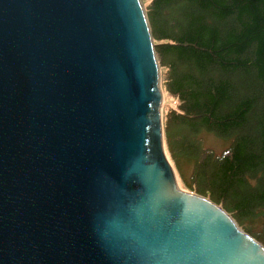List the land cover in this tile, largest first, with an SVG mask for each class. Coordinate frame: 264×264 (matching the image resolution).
Here are the masks:
<instances>
[{
	"label": "water",
	"instance_id": "1",
	"mask_svg": "<svg viewBox=\"0 0 264 264\" xmlns=\"http://www.w3.org/2000/svg\"><path fill=\"white\" fill-rule=\"evenodd\" d=\"M139 0H0V264H264L177 190Z\"/></svg>",
	"mask_w": 264,
	"mask_h": 264
},
{
	"label": "trees",
	"instance_id": "2",
	"mask_svg": "<svg viewBox=\"0 0 264 264\" xmlns=\"http://www.w3.org/2000/svg\"><path fill=\"white\" fill-rule=\"evenodd\" d=\"M145 1L159 86L177 100L162 123L164 152L194 157L190 192L240 225L260 219L246 232L264 247V0ZM200 131L234 141L215 156L198 146Z\"/></svg>",
	"mask_w": 264,
	"mask_h": 264
},
{
	"label": "rangeland",
	"instance_id": "3",
	"mask_svg": "<svg viewBox=\"0 0 264 264\" xmlns=\"http://www.w3.org/2000/svg\"><path fill=\"white\" fill-rule=\"evenodd\" d=\"M141 3L143 6V9H144V12H145L146 8L149 5V1L141 0ZM157 65H158V63H157ZM159 67L160 66H158V68ZM181 69H183L184 71H187L186 67L184 68L181 66ZM159 72H160V70H159ZM244 85H247V84H244ZM242 87L243 86H240V88H242ZM159 88H160V91L162 94V103H161V118L162 119L161 120H162V123L164 124L165 123V117H166L167 113L172 109H176L177 100L172 95L168 94L165 91L164 87L161 85V82H160ZM263 103H264L263 101H260V104H263ZM176 131H177V129H176ZM196 138L199 142V145H198L199 147L202 146L203 149L212 152L215 156L222 155L226 150L229 149L230 145L234 141L232 135L220 136L216 133L208 132V131H203V132L200 131L198 134H196ZM165 151H166L167 162L172 169V172H173V175H174L178 189L182 192H185V193L197 195V194L189 191V185L191 183V176H192V173L194 171L193 168L195 165L194 160H193L194 157L191 156L192 160L189 156H188L189 159L183 158L179 154L178 151H175L174 155L176 154L177 160H174V159H172V157L170 156L169 152L166 149H165ZM199 151H200V149H199ZM197 196H200V195H197ZM200 197L205 198V199L209 200L210 202L216 204L218 207H220L222 210H224V212H226L234 220V218L231 216V214H229L226 207L224 208L223 205H220V204H217L216 202H213L208 197H204V196H200ZM234 222L236 223V225L238 226V228L242 232H244L245 234L249 235L252 239H254L250 234H248L246 232V230H252L253 232L259 231V228H260L259 224L261 223V220L256 219V218L247 219V220L242 222V225L238 224V222H236V220H234ZM260 245L262 246V244H260Z\"/></svg>",
	"mask_w": 264,
	"mask_h": 264
},
{
	"label": "bare ground",
	"instance_id": "4",
	"mask_svg": "<svg viewBox=\"0 0 264 264\" xmlns=\"http://www.w3.org/2000/svg\"><path fill=\"white\" fill-rule=\"evenodd\" d=\"M139 2H140V4H141V6H142V3H141V0H139ZM142 9H143V6H142ZM143 13H144V15H145V12H144V9H143ZM145 18H146V15H145ZM147 20V19H146ZM148 23V22H147ZM149 27V26H148ZM150 30V29H149ZM151 34V33H150ZM151 39H152V36H151ZM152 45H153V41H152ZM153 47H154V45H153ZM155 53V52H154ZM155 58H156V56H155ZM156 63H157V61H156ZM158 70H159V68H158ZM159 76H160V72H159ZM158 88H159V83H158ZM159 91H160V88H159ZM160 93H161V91H160ZM161 103H162V94H161ZM159 111H160V117H161V104H160V108H159ZM162 119V118H161ZM161 136H162V120H161ZM162 149H163V154H164V157H165V159H166V154H165V152H164V147H163V138H162ZM166 161H167V159H166ZM168 163V162H167ZM169 165V164H168ZM170 167V166H169ZM171 168V167H170ZM171 171H172V169H171ZM172 174H173V172H172ZM173 177H174V175H173ZM174 181H175V178H174ZM175 185H176V181H175ZM176 187H177V185H176ZM177 190L179 191V192H181V193H185V192H182V191H180L179 189H178V187H177ZM186 194H189V193H186ZM191 195H194V194H191ZM195 196H197V195H195ZM197 197H200V196H197ZM200 198H202V197H200ZM202 199H205V198H202ZM205 200H207V199H205ZM207 201H209V200H207ZM210 202V201H209ZM212 203V202H211ZM214 204V203H213ZM214 205H216V204H214ZM217 206V205H216ZM218 207V206H217ZM220 208V207H219ZM221 209V208H220ZM222 210V209H221ZM223 212H224V210H222ZM226 215H228L226 212H224ZM229 216V215H228ZM230 217V216H229ZM231 218V217H230ZM232 219V218H231ZM232 221L234 222V220L232 219ZM234 224L236 225V223L234 222ZM236 227H237V229L241 232V233H243L244 235H246V236H248L250 239H252L249 235H247V234H245L244 232H242L239 228H238V226L236 225ZM254 242H256L254 239H252ZM259 246H261L258 242H256ZM262 247V246H261ZM263 248V247H262Z\"/></svg>",
	"mask_w": 264,
	"mask_h": 264
}]
</instances>
